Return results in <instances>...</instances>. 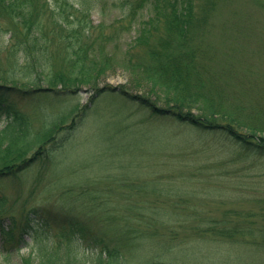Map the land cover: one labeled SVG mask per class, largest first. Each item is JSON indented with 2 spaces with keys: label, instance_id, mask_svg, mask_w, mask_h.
I'll use <instances>...</instances> for the list:
<instances>
[{
  "label": "rangeland",
  "instance_id": "obj_1",
  "mask_svg": "<svg viewBox=\"0 0 264 264\" xmlns=\"http://www.w3.org/2000/svg\"><path fill=\"white\" fill-rule=\"evenodd\" d=\"M200 4L205 9L206 1ZM215 4V10L199 13L190 38L203 47V80L214 90L213 103L219 111L208 125L216 128H196L159 113L160 117L152 116L149 99L157 109L167 110L162 93L158 97L143 82L137 87L131 73L120 67L108 72L96 91L83 87L37 103L28 97L11 105V110H19L37 126L46 122L55 127L68 113L75 118L60 125L49 159L34 161L2 183L8 201L0 216L14 215L20 223L23 214L35 207L61 215L74 209V215H80L82 202L90 200L86 193L110 188L109 200L129 194L135 204L167 214L158 217L163 224L154 226L157 229L149 228L162 235L145 240L131 264H147L152 256L171 264H264V248L231 243L235 240L227 237L228 243L216 244L193 236L199 226L211 224L232 229L237 240L251 239L235 229L249 226L254 233L264 231V154L252 152H262L256 146H264V0H215ZM119 15L114 1L104 0L92 18L96 24L102 20L111 24ZM148 16L145 11L139 18L146 21ZM137 34V28L117 34L121 36L113 45L119 56ZM132 50L140 61L146 60L148 48L138 45ZM8 61V54L0 50L3 70ZM9 108L0 103V131L8 126ZM122 176L129 178L125 182L129 186L114 181ZM87 212L83 222L91 221ZM169 218L181 227L177 244H168ZM1 219L10 225V217ZM60 231L53 228V238L24 235L28 246L18 243V235L8 244L0 234V264H20L22 256H38L58 240Z\"/></svg>",
  "mask_w": 264,
  "mask_h": 264
},
{
  "label": "trees",
  "instance_id": "obj_2",
  "mask_svg": "<svg viewBox=\"0 0 264 264\" xmlns=\"http://www.w3.org/2000/svg\"><path fill=\"white\" fill-rule=\"evenodd\" d=\"M103 1L0 0V50L9 56L7 68L3 70L0 66V103L10 105L8 126L0 131V208L8 201L2 183L22 173L34 161L49 159L60 125L68 118H75L68 113L55 127L54 123L49 127L46 122L37 126L19 110H11V105L28 97L37 103L53 95L66 97L83 87L96 91L107 73L120 67L131 73L137 87L143 82L158 97L162 93L161 100L167 110L157 109L149 99L147 108L152 116L161 114L200 129L216 128L208 125L219 111L213 103L214 90L203 80V47L190 38L193 23L200 20L199 13L215 10V0H203L205 9L200 0H113L119 17L111 24L103 20L96 24L93 12ZM145 11L148 19L140 20ZM136 28L138 34L132 45L119 56L114 40ZM138 45L148 48L145 61L131 53ZM121 97L127 99L123 94ZM193 110L202 114L195 117ZM256 147L262 148V152L252 150L253 153L264 154V146ZM128 179L122 176L114 181L126 187L130 185L125 183ZM80 181L87 191L85 180ZM86 194L90 200L82 202L80 215H74V209L61 215L35 207L23 214L20 223L14 215L0 216L11 219L8 227L0 220V234L8 244L18 235V243L28 246L30 243L24 240V235L32 239L46 235L53 238L52 229L62 228L54 244L46 246L38 256H22L20 264H131L134 252L145 240L162 235L149 228L163 224L158 217L161 213L167 215L165 211L139 206L142 204H135L129 194H119L118 201L109 200L110 188H97ZM86 211L91 220L87 223L82 221ZM167 221L166 225L172 229L168 244H177L182 238L178 237L181 227L170 218ZM203 226L193 235L203 242L228 243V238L235 240L231 243L264 248L262 230L254 233L249 226L235 229L251 239L237 240L239 236H233L235 233L230 228ZM159 257H149L145 263L171 264Z\"/></svg>",
  "mask_w": 264,
  "mask_h": 264
}]
</instances>
